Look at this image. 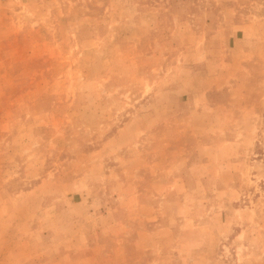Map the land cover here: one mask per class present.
<instances>
[{
  "label": "rangeland",
  "instance_id": "1",
  "mask_svg": "<svg viewBox=\"0 0 264 264\" xmlns=\"http://www.w3.org/2000/svg\"><path fill=\"white\" fill-rule=\"evenodd\" d=\"M0 264H264V0H0Z\"/></svg>",
  "mask_w": 264,
  "mask_h": 264
}]
</instances>
